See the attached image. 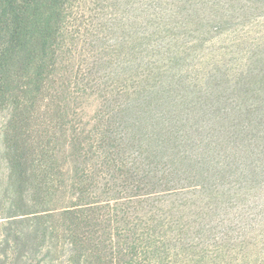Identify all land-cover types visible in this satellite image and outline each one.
Masks as SVG:
<instances>
[{"label": "trees", "instance_id": "16d2710c", "mask_svg": "<svg viewBox=\"0 0 264 264\" xmlns=\"http://www.w3.org/2000/svg\"><path fill=\"white\" fill-rule=\"evenodd\" d=\"M74 1L0 0V264H169L186 195L264 182V69L111 89L89 128L63 78Z\"/></svg>", "mask_w": 264, "mask_h": 264}, {"label": "rangeland", "instance_id": "374dc122", "mask_svg": "<svg viewBox=\"0 0 264 264\" xmlns=\"http://www.w3.org/2000/svg\"><path fill=\"white\" fill-rule=\"evenodd\" d=\"M67 27L63 78L89 128L111 89L155 88L168 76L203 80L215 68L264 69V0H75ZM236 188L220 204L186 195L169 264H264V182Z\"/></svg>", "mask_w": 264, "mask_h": 264}]
</instances>
